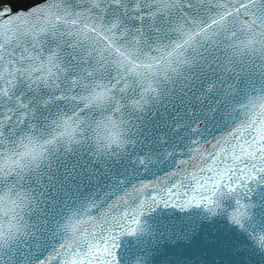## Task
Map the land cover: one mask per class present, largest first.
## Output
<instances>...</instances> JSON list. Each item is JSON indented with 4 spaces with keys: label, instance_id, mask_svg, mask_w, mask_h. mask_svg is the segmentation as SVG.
Returning a JSON list of instances; mask_svg holds the SVG:
<instances>
[{
    "label": "snow or ice",
    "instance_id": "1",
    "mask_svg": "<svg viewBox=\"0 0 264 264\" xmlns=\"http://www.w3.org/2000/svg\"><path fill=\"white\" fill-rule=\"evenodd\" d=\"M23 2L0 264H264V0Z\"/></svg>",
    "mask_w": 264,
    "mask_h": 264
},
{
    "label": "water",
    "instance_id": "2",
    "mask_svg": "<svg viewBox=\"0 0 264 264\" xmlns=\"http://www.w3.org/2000/svg\"><path fill=\"white\" fill-rule=\"evenodd\" d=\"M5 2L6 0H0V6H2ZM42 2L43 0H24L23 3L16 5V7H28L33 3H42ZM15 10L16 9L14 8V11Z\"/></svg>",
    "mask_w": 264,
    "mask_h": 264
}]
</instances>
